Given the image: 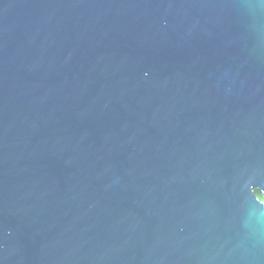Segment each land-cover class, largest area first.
<instances>
[{
  "label": "water",
  "instance_id": "obj_1",
  "mask_svg": "<svg viewBox=\"0 0 264 264\" xmlns=\"http://www.w3.org/2000/svg\"><path fill=\"white\" fill-rule=\"evenodd\" d=\"M264 0H0V264H264Z\"/></svg>",
  "mask_w": 264,
  "mask_h": 264
},
{
  "label": "trees",
  "instance_id": "obj_2",
  "mask_svg": "<svg viewBox=\"0 0 264 264\" xmlns=\"http://www.w3.org/2000/svg\"><path fill=\"white\" fill-rule=\"evenodd\" d=\"M258 194V196H259V198L262 200V201H264V195H262L261 193H257Z\"/></svg>",
  "mask_w": 264,
  "mask_h": 264
}]
</instances>
